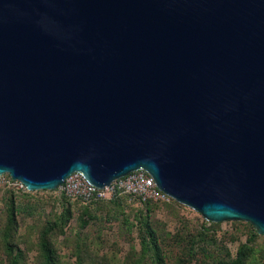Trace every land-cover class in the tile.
Returning a JSON list of instances; mask_svg holds the SVG:
<instances>
[{"label": "water", "instance_id": "obj_1", "mask_svg": "<svg viewBox=\"0 0 264 264\" xmlns=\"http://www.w3.org/2000/svg\"><path fill=\"white\" fill-rule=\"evenodd\" d=\"M136 169L264 236V0H0V174Z\"/></svg>", "mask_w": 264, "mask_h": 264}, {"label": "rangeland", "instance_id": "obj_2", "mask_svg": "<svg viewBox=\"0 0 264 264\" xmlns=\"http://www.w3.org/2000/svg\"><path fill=\"white\" fill-rule=\"evenodd\" d=\"M0 184V264H264V236L176 201L82 204Z\"/></svg>", "mask_w": 264, "mask_h": 264}, {"label": "built area", "instance_id": "obj_3", "mask_svg": "<svg viewBox=\"0 0 264 264\" xmlns=\"http://www.w3.org/2000/svg\"><path fill=\"white\" fill-rule=\"evenodd\" d=\"M0 184L14 189H26L18 180L7 173L0 174ZM59 196L90 204L99 201H110L126 198L138 204L148 202H171L173 199L157 188L151 176L142 169L129 171L113 179L106 187L97 188L87 182L78 171L70 172L54 190Z\"/></svg>", "mask_w": 264, "mask_h": 264}, {"label": "trees", "instance_id": "obj_4", "mask_svg": "<svg viewBox=\"0 0 264 264\" xmlns=\"http://www.w3.org/2000/svg\"><path fill=\"white\" fill-rule=\"evenodd\" d=\"M149 203V202H148ZM148 203H146V204H148Z\"/></svg>", "mask_w": 264, "mask_h": 264}]
</instances>
